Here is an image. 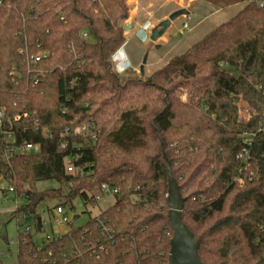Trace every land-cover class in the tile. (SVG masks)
Listing matches in <instances>:
<instances>
[{"label": "trees", "instance_id": "trees-1", "mask_svg": "<svg viewBox=\"0 0 264 264\" xmlns=\"http://www.w3.org/2000/svg\"><path fill=\"white\" fill-rule=\"evenodd\" d=\"M204 1L244 7L141 76L113 64L126 41V0H0L4 126L17 144H40L37 153L7 160L0 138V173L26 199L13 217L39 218L46 201L92 203L103 183L119 189L99 215L110 236L97 217L42 245L20 232L17 264H168L173 230L165 156L202 261L264 264V131L243 173L237 159L244 133L264 122V0ZM82 123L94 128L65 132ZM71 157L76 172L68 171ZM45 179L60 186L36 190Z\"/></svg>", "mask_w": 264, "mask_h": 264}, {"label": "rangeland", "instance_id": "rangeland-1", "mask_svg": "<svg viewBox=\"0 0 264 264\" xmlns=\"http://www.w3.org/2000/svg\"><path fill=\"white\" fill-rule=\"evenodd\" d=\"M126 2L130 9V16L124 24H132V27L125 30L126 41L113 56V64L117 70L124 64L125 71L141 76H148L166 65L174 56L184 53L207 33L232 18L244 7V4L240 3L218 8L204 0H126ZM181 8L187 9L189 13L172 21L166 32L153 41L151 39L152 29L168 18L173 11ZM185 24L188 25L187 28ZM143 64L144 75L140 72ZM244 107L247 108L246 105ZM244 107L243 117H245ZM59 186L56 179L40 180L35 185L38 191ZM8 189V183L0 173V254L3 264H17L19 233L24 232L31 221L24 220L21 215L19 218L13 217L15 208L26 203V199ZM114 203L115 197L111 193H106L99 205L85 204L80 197H77L73 201V206L63 205L70 221L58 227L55 224V218L59 201L42 202L38 206L42 229L38 230L32 226L31 234L34 240L42 245L47 236L55 237L72 228L80 227L90 217L98 216ZM76 215H79V219L74 223L73 218Z\"/></svg>", "mask_w": 264, "mask_h": 264}, {"label": "built area", "instance_id": "built-area-1", "mask_svg": "<svg viewBox=\"0 0 264 264\" xmlns=\"http://www.w3.org/2000/svg\"><path fill=\"white\" fill-rule=\"evenodd\" d=\"M187 27H188V25L185 24V28H187ZM83 37L84 38H87L88 36H87L86 33H84L83 34ZM31 60L34 63H36V62H38L40 60V56H31ZM125 70L126 69H124L123 71H125ZM123 71H120V72H123ZM244 110H245L244 121H247V120L250 119L249 109L245 107ZM20 118H21V116L19 115L15 119L16 120H19ZM5 119H6L5 109L0 106V138L1 137H4L5 140H6V142H7V144H6V149H7L6 150V159L7 160H9V158L15 156V154H17V153H21V154H32V153L39 152V150H40V144H38V143L31 142V141H26V142L17 144V140H16V137H15L14 132L11 131L9 128H6L4 126ZM93 128L94 127L91 124L82 123V124L77 125L73 130H71L69 128H66L65 132L66 133H72L73 136H77V135L88 134V133L91 132V130ZM261 131H264V122L261 124V126H260V128L258 129L257 132H245L244 133V140L246 142V145L237 154V159H239L240 162H241V167L239 169V172L240 173H243L250 166V164L252 162V157H253L252 156L253 140H254L256 134L258 132H261ZM47 135L48 136H51L50 133L47 134ZM92 136H94V135L92 134ZM65 146H66V143L65 142H62V147H65ZM75 146H78V145L75 144ZM73 159H74V157H71V159L69 161L70 162L69 165H68V171L69 172H76L78 170V168L73 164V161H72ZM252 175L253 174H251V177L250 178H252ZM238 181H239V183L241 185H244L245 184V181L241 177L238 179ZM8 190L15 192V189H14L13 186H9V189ZM101 190L103 192V195H98V196L93 197V201L90 204L99 205L100 204V201H101V198H103V196L106 193H111L115 197V201H116V196L119 193V189L117 187H114V186L110 185L109 183H103L101 185ZM0 202H1V199H0ZM18 207H19V205L15 208V210H17ZM56 213H57V216L55 218V224H56V226L59 227V226H61L63 224L69 223L70 219H69L66 211L64 210V206L63 205H57V207H56ZM20 215L22 216V218L24 220H30L31 221V224L26 226L25 231L23 232L24 234H31V228H32V226H35L37 228V225L39 223L42 224V219L39 222V219L41 217L37 218V217H34V216L29 215L26 212H21L17 216V218H19ZM99 215L96 216L97 217V220L99 222V225L103 229V232L105 234L109 235L110 234V230L103 224V222H102L101 218L99 217ZM55 237H57V236H55ZM55 237L47 236L46 240L43 241V244L49 243Z\"/></svg>", "mask_w": 264, "mask_h": 264}, {"label": "water", "instance_id": "water-1", "mask_svg": "<svg viewBox=\"0 0 264 264\" xmlns=\"http://www.w3.org/2000/svg\"><path fill=\"white\" fill-rule=\"evenodd\" d=\"M189 11L181 8L173 11L168 18L162 20L151 31V39L156 41L161 37L171 25V22L181 15L188 14ZM132 24H126L124 30H128ZM146 59L144 60V64ZM144 64L141 66V74L144 75ZM168 172V217L173 236L170 240V251L168 257V264H206L202 261L199 248L200 239L196 238L192 230L184 223L182 212L185 198L183 197L180 187L175 180L170 163L165 156ZM79 219V215L74 216L73 222ZM41 218L39 219V222ZM6 241L7 238H6Z\"/></svg>", "mask_w": 264, "mask_h": 264}, {"label": "crops", "instance_id": "crops-1", "mask_svg": "<svg viewBox=\"0 0 264 264\" xmlns=\"http://www.w3.org/2000/svg\"><path fill=\"white\" fill-rule=\"evenodd\" d=\"M119 71H123L124 70V64L121 65L119 68H118Z\"/></svg>", "mask_w": 264, "mask_h": 264}]
</instances>
